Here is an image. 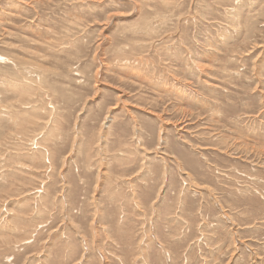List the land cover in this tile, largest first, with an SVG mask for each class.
I'll list each match as a JSON object with an SVG mask.
<instances>
[{"label": "rangeland", "instance_id": "374dc122", "mask_svg": "<svg viewBox=\"0 0 264 264\" xmlns=\"http://www.w3.org/2000/svg\"><path fill=\"white\" fill-rule=\"evenodd\" d=\"M0 264H264V0H0Z\"/></svg>", "mask_w": 264, "mask_h": 264}]
</instances>
